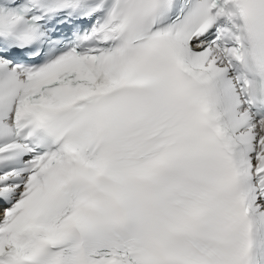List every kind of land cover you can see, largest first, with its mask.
<instances>
[{
	"label": "snow or ice",
	"instance_id": "obj_1",
	"mask_svg": "<svg viewBox=\"0 0 264 264\" xmlns=\"http://www.w3.org/2000/svg\"><path fill=\"white\" fill-rule=\"evenodd\" d=\"M0 264H264V0H0Z\"/></svg>",
	"mask_w": 264,
	"mask_h": 264
}]
</instances>
